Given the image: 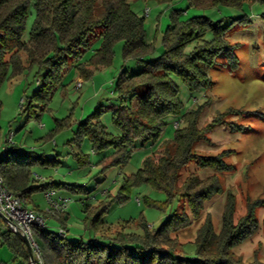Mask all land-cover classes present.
I'll use <instances>...</instances> for the list:
<instances>
[{"label":"rangeland","instance_id":"374dc122","mask_svg":"<svg viewBox=\"0 0 264 264\" xmlns=\"http://www.w3.org/2000/svg\"><path fill=\"white\" fill-rule=\"evenodd\" d=\"M130 2L132 9L144 17L147 41L154 45V50L146 57L148 59L163 52V35L173 20L175 9H184L182 19L207 15L215 23L224 19V26L234 22L225 34L232 49L222 51L207 68L212 80L209 87L192 90L175 77L182 110H198L197 127L203 135L194 143L193 151L203 156L220 157L228 166L226 169L201 167L196 161H190L181 169L178 185L190 174H196L204 181L216 178L221 190L202 200L203 207L195 216L187 198L181 201L177 197L170 199L165 190L149 182H134V176L144 166L146 157L154 150L159 156L165 142L139 139L126 163L102 170L97 162L104 152L94 151L88 138L80 145L75 140L80 121L100 104L103 109L101 121L110 132L120 133L112 116L121 102L116 84L125 62L122 40L114 44L111 61L93 69L90 78H84L71 61L72 66L65 69L60 83L53 89L52 98L33 100L31 108L28 97L35 92L43 94L45 71L40 72L33 64L16 74L10 66L7 77L0 82V154L6 147L16 145L60 161L55 160V164L34 163L30 170L31 184L50 180L73 184L72 189H57V195L68 199L62 217L48 211L49 204L42 191L32 194L28 207L35 204L46 211L47 215L40 214L44 216L47 229L59 232L64 225L66 238L71 240H107L103 237L104 230L97 232L93 226L95 215L104 205L107 209L100 218L106 224L105 233L110 228V233L122 230L139 236L146 232L143 223L150 232L156 231L178 210L186 215L187 221L177 223L169 232L167 241L177 254L193 256L198 231L208 220L214 230L220 232L231 195L235 201V223L247 214L252 203L259 201L254 207L258 229L233 246L231 252L240 258L242 264H264V0L245 3L241 8L229 5L199 8L188 6L187 0ZM146 8H149L148 12ZM243 15L249 20L235 21ZM34 17L35 9L31 7L25 39L29 37ZM211 36L210 32L207 37ZM101 45L102 38H95L82 60L90 59ZM142 66V62L131 61L126 68L133 73ZM79 82H82L81 87L77 86ZM179 119L180 116L176 115L165 118L161 141L174 137V122ZM185 124L183 122L182 126ZM80 151L88 157L90 164L81 163ZM86 204L91 206L87 208ZM0 248L12 261L13 252L7 250L8 245L2 243Z\"/></svg>","mask_w":264,"mask_h":264},{"label":"trees","instance_id":"16d2710c","mask_svg":"<svg viewBox=\"0 0 264 264\" xmlns=\"http://www.w3.org/2000/svg\"><path fill=\"white\" fill-rule=\"evenodd\" d=\"M187 1L188 6L199 8L218 5L241 8L245 3L259 0ZM31 7L35 9V17L29 37L25 39ZM183 12L181 8L174 10L173 20L163 35V52L148 59L146 57L154 50V45L147 41L144 17L132 9L130 0H0V82L7 77L10 66L16 74L33 64L39 67L40 72L44 70L43 94L35 92L28 97L31 108L33 100L48 101L52 98L53 89L60 83L65 69L72 66L71 61L84 78H90L93 69L111 61L114 44L122 40L125 62L116 84L121 102L112 116L120 133L110 132L101 121L103 109L100 104L80 121L75 140L80 145L88 138L94 151L104 152L97 162L102 170L126 163L139 139L165 142L159 156L154 150L146 157L144 166L134 176V182H149L165 190L170 199L177 197L181 201L187 198L192 214L196 216L203 207L202 200L219 192L220 184L216 178L204 181L198 175L190 174L178 185L181 169L190 161H196L201 167L226 169L228 166L220 157L203 156L193 151L194 143L203 135L197 127L198 110H182L175 77L183 80L192 90L209 87L212 80L207 68L222 51L232 49L225 34L234 22L224 26V19L215 23L207 15L182 19ZM248 20L243 15L235 21ZM210 32L212 36L207 37ZM98 37L102 38L101 47L90 59L83 61L92 41ZM131 61L142 62V68L131 73L126 68ZM169 115L180 116L182 122L175 126L172 139L161 141L165 118ZM183 122H186L184 126ZM78 155L81 163H91L82 151ZM54 158L16 145L8 146L0 154V174L6 187L21 196L28 207L35 191L73 188V184L52 180L31 184L30 165L38 162L55 164V160L60 162ZM258 203H252L247 214L235 223V201L231 195L220 232L217 233L211 220H208L198 231L193 256L177 254L167 241L176 224L187 221L186 215L178 210L156 231L150 232L147 224L143 223L146 232L142 236L122 230L110 233V228L105 233L106 224L100 218L107 209L105 205L95 215L93 226L97 232L104 230L103 237L107 240H71L66 235L61 236L47 229V226L34 225L31 228L44 264H242L231 249L258 229L259 221L254 213ZM89 206L91 204H86L87 208ZM31 209L47 215L35 204ZM62 212H58L61 217ZM65 228L63 225L62 229ZM0 234L17 264H31L27 245L17 232L6 227ZM163 245L167 247L163 248ZM34 257L38 264L35 253Z\"/></svg>","mask_w":264,"mask_h":264},{"label":"built area","instance_id":"2783aa9c","mask_svg":"<svg viewBox=\"0 0 264 264\" xmlns=\"http://www.w3.org/2000/svg\"><path fill=\"white\" fill-rule=\"evenodd\" d=\"M149 11V8H146V12ZM78 87L82 86V82H79ZM182 121H175V126H179ZM9 141H11V137H9ZM8 148V147H6ZM56 190L50 189L45 192L46 200L49 204V209L51 213H58L64 211L68 199L67 198H55ZM5 215L8 220L3 218ZM5 221L6 227L11 229L14 232L20 230L23 234H26L29 238V241L32 245L34 253L37 256L38 264H44L39 246L33 236L32 226L37 225L39 227L47 226L44 216L40 213L36 212L34 209H31L24 205V199L10 191L3 180V177L0 174V222ZM60 235L64 236L65 231L60 228ZM36 262V261H35ZM0 264H17L15 261L13 262H0ZM32 264V261H31ZM37 264V262H36Z\"/></svg>","mask_w":264,"mask_h":264},{"label":"crops","instance_id":"0c3cea01","mask_svg":"<svg viewBox=\"0 0 264 264\" xmlns=\"http://www.w3.org/2000/svg\"><path fill=\"white\" fill-rule=\"evenodd\" d=\"M37 183H42V182H37ZM55 190V189H54ZM46 192V191H45ZM45 192H43L44 194H45ZM57 194H59V192L56 190V193H55V198L57 197V198H60V197H63V195H57ZM59 196V197H58ZM63 198H65V197H63ZM29 208H32V207H29ZM6 228V224H5V222L3 221V222H0V233L4 230ZM3 243V239H2V237H1V234H0V245ZM7 250L8 251H10L11 252V250H10V248H7ZM12 253V252H11ZM13 256V258H14V254L12 255ZM12 258V257H11ZM13 258H12V261H9L10 260V258L8 257V255H7V252H4L3 251V248H0V262H13L14 260H13Z\"/></svg>","mask_w":264,"mask_h":264},{"label":"water","instance_id":"95a60500","mask_svg":"<svg viewBox=\"0 0 264 264\" xmlns=\"http://www.w3.org/2000/svg\"><path fill=\"white\" fill-rule=\"evenodd\" d=\"M3 218L8 220V218L5 215H3ZM17 233L23 238V240L25 241V243L27 245L32 264H36L35 257H34V250L32 248V245H31L30 241H29V238L27 237L26 234H23L20 230H17Z\"/></svg>","mask_w":264,"mask_h":264}]
</instances>
